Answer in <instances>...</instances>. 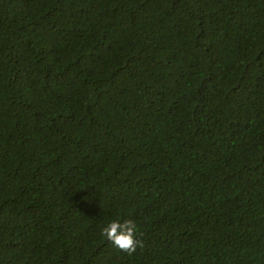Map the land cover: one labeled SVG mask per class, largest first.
<instances>
[{
  "label": "trees",
  "instance_id": "trees-1",
  "mask_svg": "<svg viewBox=\"0 0 264 264\" xmlns=\"http://www.w3.org/2000/svg\"><path fill=\"white\" fill-rule=\"evenodd\" d=\"M0 264H264V0H0Z\"/></svg>",
  "mask_w": 264,
  "mask_h": 264
},
{
  "label": "clouds",
  "instance_id": "clouds-1",
  "mask_svg": "<svg viewBox=\"0 0 264 264\" xmlns=\"http://www.w3.org/2000/svg\"><path fill=\"white\" fill-rule=\"evenodd\" d=\"M138 226L131 219H115L101 229V235L118 250L134 254L142 242L137 238Z\"/></svg>",
  "mask_w": 264,
  "mask_h": 264
}]
</instances>
